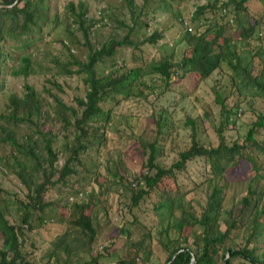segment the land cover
I'll use <instances>...</instances> for the list:
<instances>
[{
  "label": "trees",
  "instance_id": "1",
  "mask_svg": "<svg viewBox=\"0 0 264 264\" xmlns=\"http://www.w3.org/2000/svg\"><path fill=\"white\" fill-rule=\"evenodd\" d=\"M111 1L73 0L62 11L54 0H0V264H154L161 252L163 264H261L264 5L215 0L185 15L168 11L176 0H116L114 6ZM151 3L156 5L147 8ZM159 9L174 21L162 24ZM175 27L183 30L186 43L181 60L163 49L150 55ZM219 73L212 90L219 120L207 111L187 115L186 133L180 135L172 89L187 81L198 87ZM40 77V85L32 83ZM20 80L21 92H12L9 82ZM69 82L84 92L71 105L64 99ZM160 83L167 88L158 97L165 106L158 105L145 122L139 116L118 117L121 101H142L139 89L152 92ZM239 111L250 112V128L232 140L226 131L235 129ZM109 131L128 141L124 151L114 150L121 155L107 151V160L113 177L128 188L129 217L103 237L110 239L112 232L123 238L120 246H102L100 253L99 198L84 191L99 176L93 153L107 144ZM195 163L209 168L200 184L182 178ZM132 167L138 170L131 172ZM232 184L248 189L227 209ZM204 185L209 197L195 210ZM84 196L89 199L81 202ZM151 196L155 210L168 207L157 249L151 242L155 226L146 228L135 211ZM65 197L73 201L66 211L53 207L54 199L61 203ZM53 212L61 222H54ZM55 223L64 226L37 261L28 253L35 247L29 235ZM190 236L193 247L181 246Z\"/></svg>",
  "mask_w": 264,
  "mask_h": 264
},
{
  "label": "rangeland",
  "instance_id": "2",
  "mask_svg": "<svg viewBox=\"0 0 264 264\" xmlns=\"http://www.w3.org/2000/svg\"><path fill=\"white\" fill-rule=\"evenodd\" d=\"M57 1L58 5L60 6L61 10L64 11V6L69 1L73 0H54ZM160 4L161 0H153L152 2H156ZM208 1H215V0H176L175 2H172V5L168 8V11H176L181 12L185 15L191 14L198 5L206 4ZM225 1V0H221ZM263 1L260 0H254V2L258 6H263ZM116 0L111 1V5H115ZM252 0L249 2V6H251ZM152 5L148 4L146 5L147 8H153L156 3H151ZM159 12L164 15L161 18V23L166 24L174 21L172 16L170 19V16L165 15V11L163 9H159ZM174 13V12H173ZM171 22V23H172ZM114 25V23H110ZM176 29L171 30L170 32L165 33V39L161 42V45L158 49L152 48L150 50V55L154 56L157 51H163L166 50L169 53L174 54V59L176 61L181 60V58L184 55V51L186 48V43L184 40V34L183 30L177 29L178 27H175ZM64 32L62 31L57 37V41H55L54 47H59V40L64 37ZM135 37L134 35H132ZM163 49V50H162ZM83 56L86 52L85 48H82ZM220 73L215 74L213 78L209 81H206L205 83L201 84L198 87H195L194 84L190 83L189 81L183 83L181 86L175 87L172 89L170 96L172 97V104H178L177 108L173 111L174 118L178 123L179 128V134H185L186 131L184 130L185 126V120L184 118L187 115L191 116H205V111L209 112L212 116L216 118V121L219 120V111L220 108L215 104V94H213V88H214V82L216 83L220 81ZM223 78V77H222ZM174 81H177L176 76L173 77ZM60 80H64V78H60ZM40 82H43V80L40 78H33L32 83L36 85H40ZM188 83V89L186 87V84ZM220 83V82H219ZM70 84V85H69ZM67 88H66V94L64 96V99H66V102L68 104H74L76 98H79L80 96H83V91H78L75 85V82H69ZM23 81H10L9 82V88L13 92L20 93L22 89ZM218 87V84H216V88ZM167 88L164 84H158L156 86V90L150 91L147 88L141 87L139 89V92L143 93V99L142 101L139 100L137 97H131V98H125V100L121 101L119 103V109L117 110L118 117H121L122 115H130V116H139L143 121L145 117H148L154 113V111L158 110L160 106L158 105H164L165 106V100L158 98L159 92L163 91L166 93ZM231 101V98L229 99ZM157 102V103H155ZM232 103V102H231ZM175 107V106H173ZM172 107V108H173ZM257 111H260V105H256ZM240 115H237L236 118V125L235 129L234 127H228L226 134H229L231 136L232 140L239 139L241 137H244L247 133V131L250 128V124L248 123L251 117L250 112L245 111H239ZM145 122V121H144ZM123 123V122H122ZM120 130H123L125 126L122 124L118 126ZM144 127V124L142 123L140 125V130ZM111 128V126H110ZM108 141L107 144L104 146H101L97 152L93 153L94 157V171L99 174L98 177L94 180V182L91 183V185L86 189L84 192H95V195L99 198L98 201V211H97V229H99V242L97 249L100 253H102V246H109L111 243L117 244L116 247L120 246V241L122 239H116L115 236L112 234V232L109 234L111 237L110 239H103L104 236L107 235L108 232L115 226L118 225L119 227L123 226L128 222L127 217H129V213L127 210H125V206L129 203L126 197V193L128 194V188H124V186L118 182L117 179L113 177L114 167L112 161L107 160V151L109 153L113 152L117 155H121L123 152H115L114 150H120L124 151L125 146L127 145V140L122 139L114 135V133H111L110 131L107 133ZM263 137V136H262ZM112 139V140H110ZM111 151V152H110ZM63 162V161H61ZM138 170V167H132L131 172H136ZM203 170V171H202ZM204 172V173H203ZM209 168L207 169L203 164L201 163H195L186 175L182 176V178L186 179L189 177L191 181L198 179L199 184L203 183L205 180V177L208 175ZM104 178H106L108 181L105 182ZM133 176L130 177L132 179ZM189 180H185L182 182V184H185ZM192 184L187 187L188 189H191ZM7 187V186H6ZM10 190H13L11 187H7ZM132 188H134L132 186ZM247 185L246 184H232L227 189V197L229 198L231 194L229 191L232 192V201L228 204L227 209H229L232 204L239 201L241 197H243L247 192ZM130 190V189H129ZM62 193V192H61ZM100 194H103V196H99ZM210 194V190L207 185L201 186L198 189V192L196 194V201L194 202L195 210H200V206L203 207L205 202L207 201ZM84 199L81 201H87L89 198L87 196L83 197ZM154 198V197H153ZM78 199H80L78 197ZM55 204L53 205L54 208H61L59 211L63 210L66 211V207H70L73 201L68 200V198H63L61 203H57V199L53 200ZM228 201V200H226ZM72 202V203H71ZM165 205L161 209L155 210V205L153 203L152 196L150 198H146L140 202L139 208H137L136 215L140 216L141 219L139 221H143L146 228L154 227V239L151 241L154 245V247L157 249V244L160 243L157 239V236L159 234V231L161 227H166L168 223V207ZM52 219L54 222H61L60 217L58 215H55L54 212L51 213ZM59 226L63 228L64 225L60 223L51 224L44 228L43 230L36 231L29 235L30 239L34 242L35 247H30L28 253H32L35 255V259L39 261V259L44 255L47 248L50 245V240L53 239V237L60 233ZM132 228H130L131 230ZM222 229L225 230L226 227L222 224ZM198 233H200L199 228H197ZM260 247L258 253L259 262L261 264H264V237H261ZM150 243V241H148ZM192 243V237L190 236L186 244H181V246L188 245L191 246ZM165 253H159L154 256V259H152V263L154 264H163L165 262ZM158 262V263H157ZM236 264H252L250 262L246 261H239L236 262Z\"/></svg>",
  "mask_w": 264,
  "mask_h": 264
},
{
  "label": "water",
  "instance_id": "3",
  "mask_svg": "<svg viewBox=\"0 0 264 264\" xmlns=\"http://www.w3.org/2000/svg\"><path fill=\"white\" fill-rule=\"evenodd\" d=\"M15 3H16V1H15ZM179 253H180V252H179ZM179 253H178V254H179Z\"/></svg>",
  "mask_w": 264,
  "mask_h": 264
},
{
  "label": "crops",
  "instance_id": "4",
  "mask_svg": "<svg viewBox=\"0 0 264 264\" xmlns=\"http://www.w3.org/2000/svg\"><path fill=\"white\" fill-rule=\"evenodd\" d=\"M261 246V245H260ZM260 253V252H259ZM261 254V253H260Z\"/></svg>",
  "mask_w": 264,
  "mask_h": 264
}]
</instances>
